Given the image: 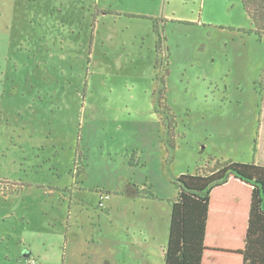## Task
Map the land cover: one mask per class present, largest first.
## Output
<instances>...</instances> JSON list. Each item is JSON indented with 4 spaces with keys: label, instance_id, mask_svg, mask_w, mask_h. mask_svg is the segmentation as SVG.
Instances as JSON below:
<instances>
[{
    "label": "rangeland",
    "instance_id": "rangeland-1",
    "mask_svg": "<svg viewBox=\"0 0 264 264\" xmlns=\"http://www.w3.org/2000/svg\"><path fill=\"white\" fill-rule=\"evenodd\" d=\"M251 28L240 0H0V264H164L180 175L264 166Z\"/></svg>",
    "mask_w": 264,
    "mask_h": 264
},
{
    "label": "trees",
    "instance_id": "trees-1",
    "mask_svg": "<svg viewBox=\"0 0 264 264\" xmlns=\"http://www.w3.org/2000/svg\"><path fill=\"white\" fill-rule=\"evenodd\" d=\"M240 3L251 22L249 34L263 39L264 0H240ZM104 14L112 13L104 11ZM93 16L91 39L96 19ZM154 32L158 36V49L161 36L158 30L155 29ZM162 84L158 99L159 106H163L166 114L162 137L167 140L168 148L174 150L176 121L169 108L162 103L164 83ZM164 138L161 139L162 143H165ZM230 182L247 187L249 191L244 233L229 245L209 244V229H223L211 226L212 197ZM173 185L177 190V198L170 207L164 264H264V166L216 161L205 173L180 175ZM225 198L226 195L222 200L224 205L229 201V197L226 200ZM25 255L26 264H35L31 262L28 253Z\"/></svg>",
    "mask_w": 264,
    "mask_h": 264
},
{
    "label": "crops",
    "instance_id": "crops-1",
    "mask_svg": "<svg viewBox=\"0 0 264 264\" xmlns=\"http://www.w3.org/2000/svg\"><path fill=\"white\" fill-rule=\"evenodd\" d=\"M262 102L264 103V101ZM261 115H264V107L261 110ZM260 123V128H264V124ZM248 194L247 187L235 182L228 183L222 190L214 193L211 204V226L223 227V229H209V244L229 245L244 233ZM224 195H226L225 200L229 197V201L225 205L222 201Z\"/></svg>",
    "mask_w": 264,
    "mask_h": 264
}]
</instances>
